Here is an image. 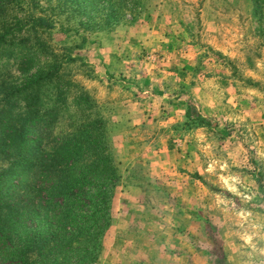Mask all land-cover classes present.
<instances>
[{
    "label": "rangeland",
    "instance_id": "1",
    "mask_svg": "<svg viewBox=\"0 0 264 264\" xmlns=\"http://www.w3.org/2000/svg\"><path fill=\"white\" fill-rule=\"evenodd\" d=\"M35 102L109 151L94 264H264V0H0V123Z\"/></svg>",
    "mask_w": 264,
    "mask_h": 264
},
{
    "label": "trees",
    "instance_id": "2",
    "mask_svg": "<svg viewBox=\"0 0 264 264\" xmlns=\"http://www.w3.org/2000/svg\"><path fill=\"white\" fill-rule=\"evenodd\" d=\"M36 22L51 26L43 18ZM53 74L47 70L28 76L27 87ZM31 95L26 96L28 102ZM53 114L35 102L22 120L27 126L10 132L5 129L11 124L10 114L1 119L4 147L14 157L0 171V264H94L97 260L118 177L108 149L96 144L87 127L52 136L50 120L45 119H53ZM184 115H191V106ZM47 141L52 143L46 147Z\"/></svg>",
    "mask_w": 264,
    "mask_h": 264
}]
</instances>
